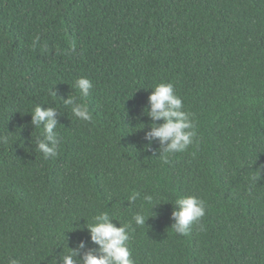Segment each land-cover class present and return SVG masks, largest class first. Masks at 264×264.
Returning <instances> with one entry per match:
<instances>
[{
  "label": "trees",
  "instance_id": "obj_1",
  "mask_svg": "<svg viewBox=\"0 0 264 264\" xmlns=\"http://www.w3.org/2000/svg\"><path fill=\"white\" fill-rule=\"evenodd\" d=\"M167 82L196 135L165 163L142 112ZM37 105L60 113L55 157L38 150ZM0 136V264L95 248L85 226L102 212L130 226L135 264H264V0H0ZM189 195L205 215L179 235Z\"/></svg>",
  "mask_w": 264,
  "mask_h": 264
},
{
  "label": "clouds",
  "instance_id": "obj_2",
  "mask_svg": "<svg viewBox=\"0 0 264 264\" xmlns=\"http://www.w3.org/2000/svg\"><path fill=\"white\" fill-rule=\"evenodd\" d=\"M75 85L80 90L82 97H87L93 87L91 80L86 77L78 78ZM151 89L148 96V107L142 112V115H147L152 121L148 125L144 139L148 145L152 141H157L160 146L159 156H162L164 162L168 163L170 154L183 152L193 143V138L196 135L195 124L192 114L184 110L183 101L176 94L171 82L158 83ZM52 94L56 96L54 92ZM63 103L71 106L72 114L75 117L84 121L91 119L86 105L78 103L75 97L67 96L66 99H63ZM59 114L57 108L50 106L42 108L41 105L35 106L30 114L31 124L34 127L43 126V138L37 140L36 144L38 150L46 158L57 155L60 142L56 131ZM0 141L6 143L7 137L0 136ZM139 196L140 193L133 192L128 199L130 202H135ZM143 199L151 205L148 211L152 213L150 209L155 206L152 204V196L146 195ZM205 210V202L196 196L189 195L179 198L175 201L171 212L174 221L171 227L179 235H188L190 227L204 217ZM147 218L142 212L136 213L133 217L135 224L139 226H145ZM113 220L107 212L94 216L93 222L85 227L89 233V241L96 247L82 251L86 247V242L80 240L76 243L75 248L67 247L66 254L59 257V264H135L128 247L130 226L127 224L116 226L112 222ZM8 264H19V261L10 257Z\"/></svg>",
  "mask_w": 264,
  "mask_h": 264
}]
</instances>
